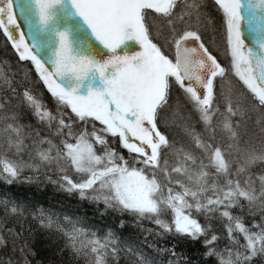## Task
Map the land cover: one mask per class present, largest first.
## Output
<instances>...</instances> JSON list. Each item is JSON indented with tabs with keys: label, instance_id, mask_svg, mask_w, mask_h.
<instances>
[{
	"label": "snow or ice",
	"instance_id": "snow-or-ice-1",
	"mask_svg": "<svg viewBox=\"0 0 264 264\" xmlns=\"http://www.w3.org/2000/svg\"><path fill=\"white\" fill-rule=\"evenodd\" d=\"M17 4L0 0V35L26 68L17 81L0 62V179L12 184L28 170L27 182L43 175L138 226L151 220L159 234L200 241L218 264L264 261V0H211L212 13L205 0H20L30 32L35 23L47 34L42 47L26 38ZM245 11L259 29L256 49ZM29 114L35 125L24 122ZM171 125L186 139L170 136ZM0 203V249L11 242L19 254L0 264H30L23 225L8 224L24 209ZM257 213L260 223L245 222ZM38 218L85 264H118L113 232ZM127 254L151 264L134 248Z\"/></svg>",
	"mask_w": 264,
	"mask_h": 264
},
{
	"label": "trees",
	"instance_id": "trees-1",
	"mask_svg": "<svg viewBox=\"0 0 264 264\" xmlns=\"http://www.w3.org/2000/svg\"><path fill=\"white\" fill-rule=\"evenodd\" d=\"M205 3L207 10L212 13L211 0H205ZM213 35L209 28L205 33V38L211 41ZM220 44L221 39L217 35L216 44L212 46L218 55L220 53L217 46ZM220 58L223 60L222 55ZM2 61L8 62L11 71L16 73L17 81L23 80L26 68L17 62V57L10 45H6L3 36L0 35V62ZM28 67L31 66L28 65ZM34 78L33 71L32 79ZM35 88L37 93L42 95L48 107L54 110L55 104L50 94L41 85H36ZM19 91L22 92L23 87ZM13 103H16L15 99ZM167 115L170 116L171 113ZM24 122L36 124L30 114L25 116ZM196 127L197 130L201 129L199 124ZM165 130L177 140L186 139L183 131L176 125H171ZM120 151L127 157L126 150L121 149ZM254 171H259V169H254ZM26 175H32V173L25 170L21 179L12 184H7L0 179V202L7 201L9 207L19 205L24 209V214L19 220L16 217H9L8 224L13 227L23 225L24 238L34 253L28 257L30 264H85L83 258L74 257L69 250L64 248V241L55 228L43 227L38 218L40 211L61 225H66L69 221L78 222V226L96 232L99 236H104L109 231L113 232L117 237V246L121 250L118 264H131L132 258L127 254L129 247L142 253L151 264H170V262L171 264H218L216 257H207L204 254L205 247L200 241H191L171 234H159L163 230L151 220H143L138 226L132 216L122 215L111 209L106 210L103 203L81 199L77 193L69 194L57 185L48 182L43 175L32 182L24 180L23 177ZM3 215L4 208L0 203V217ZM198 219L203 222L202 216ZM121 221L124 222V227H120ZM245 222L249 225L253 222L260 223V216L258 213L255 216L245 215ZM222 232L223 229L217 225V234ZM219 244L223 248L225 241L221 240ZM173 248L177 254L175 257L168 251ZM0 257L7 260L9 257L18 258L19 254H13L12 245L9 242L6 248L0 249ZM256 264H264V261L257 259Z\"/></svg>",
	"mask_w": 264,
	"mask_h": 264
},
{
	"label": "water",
	"instance_id": "water-1",
	"mask_svg": "<svg viewBox=\"0 0 264 264\" xmlns=\"http://www.w3.org/2000/svg\"><path fill=\"white\" fill-rule=\"evenodd\" d=\"M19 2L16 6V13L18 22L22 25V30L26 34V38L29 40V42H35L38 46H44L47 43L48 37L47 34L44 32H41L39 30L38 25L35 23L33 24V27L31 29V32L29 30V27L27 23L25 22L24 16L21 14V9L19 7ZM34 12V9H33ZM35 20V17L33 16V21ZM244 34L246 37V42L252 45L254 49L257 48V45L253 41V36L259 31V29L256 27V24L249 25L248 23V17H247V11H245V21H244ZM43 54V53H42Z\"/></svg>",
	"mask_w": 264,
	"mask_h": 264
}]
</instances>
